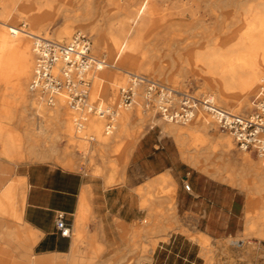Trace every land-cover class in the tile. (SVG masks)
I'll return each mask as SVG.
<instances>
[{
  "label": "bare ground",
  "instance_id": "1",
  "mask_svg": "<svg viewBox=\"0 0 264 264\" xmlns=\"http://www.w3.org/2000/svg\"><path fill=\"white\" fill-rule=\"evenodd\" d=\"M55 1L61 0H0V87L5 86L11 89L12 94L16 97L14 101H11L5 97V94L3 102L6 107L0 108V137L3 136L5 139V146L0 149L1 156L19 161L24 160L26 156H31L35 160L50 159L54 160L57 165L73 169L77 167V162L71 156L68 157L66 154L62 158L54 159V153L56 152L55 142L63 131L66 136L73 135L78 141L77 146L83 148L86 151L85 154H92L94 149L90 147L87 150L86 144L81 142L82 140H85L89 144L95 142V145H100L101 150L97 149V152L102 157L109 150L108 135H111L114 131L107 132L105 118L90 115L86 111L84 113L74 111L69 107L64 96L57 97L55 105L49 106L38 101L30 92V84L34 79L36 70L35 52L34 63L32 58L36 37L51 40L46 32L49 26L60 16L66 20L67 25L55 35V42L63 43L66 40L64 43H69L76 34L71 36L74 23L82 28V22L93 19L96 21V24L93 23L91 25V31L89 32L97 34V45L106 49L110 55L109 62L105 61L104 67L94 74L90 94L91 103H96L101 108L116 110L117 115L114 123L115 130L118 125L116 136L118 138H129V142L122 150L124 159L105 170H100V173L103 171V174H106L107 171L113 172L107 180L110 186L116 184L115 175L118 177L122 175L129 155L136 143L143 136V133L142 131L131 132L130 130V113L127 110L133 107L129 109L122 107L120 113L119 109L107 106L104 103V93L109 90L104 80L105 68L118 70L128 76L129 74L146 75L139 72L154 74L159 69L166 72V74L174 76L172 80L174 87L181 85V78L187 73V70L195 71L205 77L206 80L211 79V84L217 82V95L212 96L217 103L222 104H226L227 95L232 94L240 97V103L250 105L244 96L248 95L258 84L264 82V4H256L254 8H251L254 12L248 13L249 8L248 11L245 10L244 0H201L204 2V8L202 9L204 17L197 18L196 16L201 6L198 2L192 4H190L191 2H187L183 5V13H190V17L192 18L190 19L192 20L191 23H187L186 16L184 17L183 15L184 18H180V22H170L169 25L183 26L185 29L184 34H188L191 30L194 31L195 29L193 30L192 28L194 25L195 27L201 26L202 31L197 34L199 37L198 42L191 41L186 43L185 47H182L179 36L174 37L169 43L165 39L164 41L167 44L164 47L162 46V51L157 50V52L149 56L144 48L150 43L151 34L148 32L149 28L155 24L153 19L158 12L156 4L157 1L166 0H141L136 9H131L130 6L125 8V16L123 15L122 18L117 19L115 23L109 22L108 24L106 23V18L109 15L105 11H102V14L100 12L101 19L99 20L98 15L91 12L94 9L91 0H87L85 4L81 5V7L83 6L89 11L84 15H72L70 4L67 6L58 5L55 8ZM206 17L214 20L215 26L217 25L218 27L210 29L207 26ZM19 20H23L25 25L15 26ZM105 23L107 24V35L104 33V35L100 34L99 32L103 24L106 25ZM167 23L168 21L165 24ZM199 26L198 28H200ZM40 32H42V35L39 34ZM146 34H149L148 37H146ZM30 40H33V48H31ZM191 45L194 46L191 47ZM155 58L158 60H155ZM163 59H167L169 62L158 63ZM125 65H128V69H124ZM135 71H138V73ZM31 73L32 77L28 84V91L32 99L38 105L47 107L58 105V108L52 114L46 115L45 119L41 121L43 130L52 129L51 147L40 151L31 146L26 149L25 154L22 152L23 147L20 136L13 129L8 128L7 125L14 118L21 119L24 112L28 109L35 110L33 100L28 102L25 88ZM128 79L126 78V83L119 87L118 95L120 103L117 101V108L121 104V89H126L129 82ZM164 82L166 83V80ZM111 89H113L112 83ZM100 95H103L104 101L95 100ZM250 108L251 106L249 110ZM238 109L236 108V110ZM135 113V116L138 118L141 116L139 108H136ZM205 115L210 117L208 114L199 113L193 121L188 123L189 125L186 124L188 126L185 128L164 127L167 135L173 137L179 145L183 161L197 171L216 180L237 186L243 191L248 192L252 190L253 187H256V184L263 186L264 170L257 166L251 158V153L241 151L231 137L226 135L221 136L216 133L215 124L213 121L211 123ZM36 116L41 118L37 113ZM118 117L119 124L116 125ZM208 133L210 134L208 135ZM235 145L243 153L241 163L238 165L234 163L232 154ZM215 161L218 163H215ZM250 176L255 181L253 185L245 181V178ZM166 182L167 180H163V183ZM26 190L27 186L24 179H19L15 184H11L0 196V214L9 216L21 223ZM251 201L249 200L247 203V221L253 217L252 211H250L252 207ZM164 217L162 216L161 218L164 219ZM165 218H167L166 226H159L160 232H163V234L159 239L154 241V246L159 240H167L170 231H185L183 228H178L175 212ZM189 235L191 240L196 239L194 235ZM197 238L202 239L201 236ZM82 239L83 235L80 231V225L77 224L70 255L48 256L41 259V264H61L63 258L68 261H74L75 256L79 252ZM29 241L30 236L27 235L26 252L30 251Z\"/></svg>",
  "mask_w": 264,
  "mask_h": 264
},
{
  "label": "crops",
  "instance_id": "2",
  "mask_svg": "<svg viewBox=\"0 0 264 264\" xmlns=\"http://www.w3.org/2000/svg\"><path fill=\"white\" fill-rule=\"evenodd\" d=\"M163 133L154 128L145 132L119 176L123 183L110 188L105 186L109 174L93 178L46 160L25 164L26 158L19 161L0 154V196L19 179L27 186L22 222L0 214V264H41L48 256H69L77 224L83 239L75 257L96 259V264H206L201 243H210L216 262L219 244L226 241L239 264H250L252 246L259 250L258 245L264 243V225L251 232L254 225L246 219L245 192L185 163L180 149L166 136L174 138ZM4 146L1 136L0 149ZM185 184L190 191L184 189ZM169 187H175L178 228L185 231H175L154 246L163 234L155 225V209L166 200L157 199L156 194L159 188ZM57 212L64 213L72 225L70 238L58 234ZM189 234L196 239L191 240ZM238 242L242 244L236 246ZM260 257L264 259V251Z\"/></svg>",
  "mask_w": 264,
  "mask_h": 264
},
{
  "label": "rangeland",
  "instance_id": "3",
  "mask_svg": "<svg viewBox=\"0 0 264 264\" xmlns=\"http://www.w3.org/2000/svg\"><path fill=\"white\" fill-rule=\"evenodd\" d=\"M86 1L87 0H85V1L84 0H61V1H55L54 5H55V8H57L58 5L67 6L70 4L71 5L70 9H71L72 15L73 14L84 15L85 13L89 12L83 6L81 7V5L85 4ZM100 2H101V4H100ZM140 2H141V0H91L92 5L94 6V9L91 10V12L96 13L98 15V20H99V19H101L102 11H105V13L109 15L106 18V21H107L106 23L107 24L109 22L115 23L117 19H120L123 17V15L124 16L126 15L125 8L130 6L131 9H136ZM187 2H191L190 4H192L194 2H198L199 5L201 6V9H200V11H198V14L196 17L197 18L204 17V12L202 10L204 8L203 7L204 2H202L201 0L157 1L156 5L158 7L157 8L158 12H157V15L155 16V18L153 19L155 24H153V26H151L149 28V32H148L149 34H151L150 35L151 38L149 41L150 43L148 46L146 45V47L144 48V50L147 52V55L151 56V55H153V53L157 52V50L162 51V49H161L162 46L164 47L167 43H169L170 40H172L176 36H179V40H180V43L182 44V47H185L186 43H189L191 41L198 42L199 37L197 34H198V32L202 31L201 26L198 25L200 27V28H198V26L195 27V25H194L195 28L194 27H192V28H193V30L194 29L195 30L194 31L191 30L192 32L190 31L188 34L185 33L186 34L185 35L184 34L185 29L183 26H171V25H169L170 22H180L181 21L180 18H184L185 16H186L185 19H187L186 22L191 23L192 20H190V19H192V18L190 17V13L189 12L183 13V5ZM243 4L245 6V10L248 11V8H249L248 13H252L254 11H252L251 8L252 7L254 8L256 6V4H261V5L264 4V0H244ZM167 7L169 8L170 11L168 10ZM84 9H85V11H84ZM176 10H177V12H176ZM100 12H101V14H100ZM110 13H111V15H110ZM183 15H184V17H183ZM109 20H111V21H109ZM205 20L207 21V26L210 29H214V28L218 27L217 25H216L217 27L215 26L214 20H211L208 17H206ZM167 21H168V23L165 24ZM71 22H72V20H71ZM66 23L67 22H66V20H64L63 17H61V16L58 17L57 20L49 26V28L46 32L48 37L51 40L55 41L54 40L55 35L67 25ZM93 23L96 24V21L93 19L87 20L86 22H82V25H83L82 28H80L76 23H74V25L72 26L73 31H72L71 36H73L77 32H82V33L88 34L92 39L93 55H95L98 58L104 59L106 62H109V60H110L109 52L106 49L101 48L99 45H97V34L93 33V32H89V31H91L90 29H91V27H92L91 25H93ZM107 24L106 25L103 24V26L99 29L100 34L104 33L105 35H107ZM16 25L17 26H20V25L23 26V25H25V22L23 20H19V22L16 23L15 26ZM213 25H214V27H213ZM41 33L42 32H40L39 34L42 35ZM149 34H146V37H148ZM191 34H193V35H191ZM165 39L167 40V43L164 41ZM161 41H162V43H161ZM64 42H66V40H64L63 43ZM30 45H31V48H33V40H30ZM193 46L191 45V47H193ZM32 58H33V63H34V58H35L34 51H33V57ZM155 60H158V59L155 58ZM165 61L169 62V60L163 59L161 62L159 61L158 63L162 64ZM124 69H128V65H125ZM104 72H105V76H104L105 84L107 85L109 90H107L104 93V96L100 95L95 100H97V101H98V99L103 100V97H104L105 98L104 103H106L107 106H111V107H114L116 109H119V111L121 113L122 107H120V105L118 106V108L116 107L117 101L120 103L118 90H119V87H121L122 85H124L126 83V78L128 79L129 77H128V75H126V74L124 75L120 71L115 70V69H111V68H105ZM135 72L138 73V71H135ZM139 73H144V74H146L150 77H153L154 79L160 80L162 82H164L166 80V84H169L172 86L174 85V83L172 81L174 76L172 74H166V72H163L159 69H157L156 72H154V74L153 73L148 74L146 72H139ZM31 77H32V73L29 76V79L27 80L26 85H25L26 97L28 99V102L30 100H33L35 110L28 109L27 111L24 112V115L21 119L20 118H14V120L12 122H10L9 125H7V127L13 129L16 133H18V135L20 136L21 144H22L24 151H26V149L28 147H31V146H33L37 150L44 151V150H47L51 147L52 129L49 128V129L43 130L41 121L45 119L46 115L52 114L53 111L55 112V110L58 108V105H56L55 107H47V106H43V105H38V103H36L34 101V99H32V97L28 91V84L31 80ZM181 80H182L181 85L178 86L180 88L187 87V88H192V89H195V90H198L201 92H206L209 94H211V92H212L211 95H213V96L217 95V91H218L217 82H213V84H211L210 83L212 81L211 79L206 80V78L203 77L198 72L187 70V73H185V75L181 78ZM111 83L113 84V89H111ZM260 86H264V82L258 84L255 88H253L248 93V95L246 94L244 96V97H246V99H247L246 101H248V104H250L251 97L253 95H255V93L257 92V90ZM212 88L214 91L211 90ZM5 94H6L5 97L10 99L11 101H14L16 98L12 94L11 89L6 88L5 86H1L0 87V108L6 107V105L3 102V99H5L4 98ZM239 98L240 97L234 96L232 94H228L226 97V99H227L226 104H222L219 102L218 103L221 106H223L227 109H230L232 111H236V112H240V113L249 112L250 111L249 110L250 105H244V104L240 103ZM136 108H139L141 110V116H139V118L137 116H135L136 115V113H135ZM236 108L237 109L239 108V109L236 110ZM127 111L130 113V128H131L130 130H131V132L142 131V133H143L142 135H144L145 132L150 128H154L156 131L158 130L161 132L163 130V132L165 134H167L165 132V129H164L165 126L166 127L167 126H174L176 128H185L189 125V124L188 125H178V124L167 123V122L161 120V118L158 115H156L153 111H149V112L145 113L143 111V106H142V102L140 99H139L138 104L135 107H133L132 109L127 110ZM36 113L39 114V116L41 118H38L36 116ZM206 117L212 123V119L208 116H206ZM118 119H119V117L117 118L116 125L119 124ZM133 125H135V126H133ZM117 130H118V125H117L116 130H114V132L111 135H108V143H109L110 147H109V150L104 153L103 157L100 156L99 153L97 152V149L101 150L100 145H95V142L89 144L85 140H82L81 142H84L86 144L87 150L90 147H92L94 149L92 154H85L86 151H84L83 148H80L77 146L78 141L73 137V135L66 136L64 131H63V132H61L62 134L56 139V142H55L56 152L54 153V159L62 158L64 155L67 154L68 157L71 156L77 162V167L70 169V170H82L85 174H88L89 176H91L93 178L104 179L105 176H107L108 174L110 177V175L113 172L107 171L106 174L105 173L103 174V171H101V173H100V170L101 169L105 170L106 168L110 167L111 165H115V164L120 163L124 159V155L122 153V150L127 145V143L129 142L128 137H121V138L119 137L118 138L116 136ZM215 132L221 136L226 135V136L231 137L227 133H222L216 127H215ZM164 133L162 135L166 136ZM29 134H30V136H29ZM209 134L210 133H208V135ZM166 139H169V141H172L173 143H175V145L177 146V148L179 150L177 143L172 138H169L166 136ZM231 139L233 140L232 137H231ZM76 150H78V151H76ZM25 154H26V152H25ZM232 154H233L234 163L237 165L240 164L243 153L240 150H238L236 145H235V149L233 150ZM179 157L181 159L180 153H179ZM251 158L255 161L257 166H259L260 168H262L264 170V166L257 160L255 155L251 154ZM32 161H35V159L31 158V156H26V162L27 163H25V164L32 163ZM45 162L49 163L53 166L56 165V166L62 167L61 165L55 164L54 160L46 159ZM12 163L15 165L20 164L18 161H13ZM215 163H218V162L215 161ZM115 177L117 180L116 185L123 183V179L119 178L116 175H115ZM12 179L13 178H10V180H12ZM107 180H108V178H107ZM218 181L230 185V183L223 182L220 180H218ZM245 181L249 182L251 185H253L255 182L253 177H251V176L246 177ZM116 185H113V186H116ZM105 186H106V188L113 187V186L108 185V182H107V185L105 184ZM230 186L235 187V188H239V187L234 186V185H230ZM159 190H160L159 193L156 194V198L159 199V198L165 197L166 200L162 204V206L155 209V215H156L155 216V225L156 226H160V225H163L166 223V220L159 218V215L167 217V216L171 215L173 212L176 213L175 196H174L175 187H169L165 191L162 188H159ZM169 190H170V192H169ZM244 192H245L246 197H247V203L249 202V200H252L251 201L252 207L250 208V211H252L253 217L249 221L252 222L254 226L252 227L251 232H257L258 231V225H262V226L264 225V185L260 186L259 184H256V187H253L252 190H250L248 192L247 191H244ZM247 206H248V204H247ZM174 232L175 231H170L169 234H172ZM74 236H75V233L73 234V238H74ZM167 239H168V237H167ZM229 243H230V241H226V242L219 244L218 258H217L216 262L213 260V258L211 256L212 254L210 252V249H211L210 243L209 242L201 243V246L203 247V249H205V251L207 253V256L205 257L206 264H239L240 260L235 259V257H233L231 252H229L227 250ZM81 245H82V243L80 244V246ZM258 246H259L258 247L259 250H257V246H252L253 252H251L252 257L250 259V264H263L264 259L263 258L261 259L260 256L262 255V252L264 251V243H260ZM245 247H246V243H243L242 248H245ZM0 261H1V258H0ZM61 264H96V259H92V258L91 259H88V258L77 259V258H75L74 261H71V260L68 261L65 258H63L61 261Z\"/></svg>",
  "mask_w": 264,
  "mask_h": 264
},
{
  "label": "built area",
  "instance_id": "4",
  "mask_svg": "<svg viewBox=\"0 0 264 264\" xmlns=\"http://www.w3.org/2000/svg\"><path fill=\"white\" fill-rule=\"evenodd\" d=\"M34 52L36 70L30 92L38 101L54 106L57 97L64 96L71 109L103 117L107 132L115 130L116 110L101 108L90 100L94 74L104 67L105 60L93 55L88 34L78 32L69 43L36 37ZM128 77V86L121 89V107L132 108L140 99L145 113L153 111L163 121L178 125L190 123L199 113L208 114L216 128L264 166V87L251 97L250 111L240 113L221 106L206 92L174 87L143 74ZM184 189L190 191V186L185 184ZM55 226L61 237H71L72 225L64 213H56Z\"/></svg>",
  "mask_w": 264,
  "mask_h": 264
}]
</instances>
